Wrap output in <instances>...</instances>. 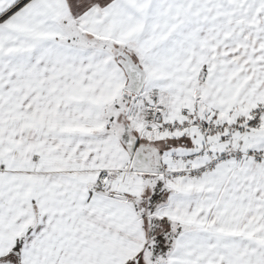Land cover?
<instances>
[{
  "label": "snow or ice",
  "instance_id": "6c2138e0",
  "mask_svg": "<svg viewBox=\"0 0 264 264\" xmlns=\"http://www.w3.org/2000/svg\"><path fill=\"white\" fill-rule=\"evenodd\" d=\"M0 264H264V0H0Z\"/></svg>",
  "mask_w": 264,
  "mask_h": 264
}]
</instances>
